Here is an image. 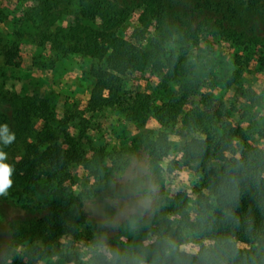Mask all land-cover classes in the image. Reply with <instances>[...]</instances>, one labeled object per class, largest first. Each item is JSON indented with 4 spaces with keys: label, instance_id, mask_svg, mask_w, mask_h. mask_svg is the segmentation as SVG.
Listing matches in <instances>:
<instances>
[{
    "label": "trees",
    "instance_id": "trees-1",
    "mask_svg": "<svg viewBox=\"0 0 264 264\" xmlns=\"http://www.w3.org/2000/svg\"><path fill=\"white\" fill-rule=\"evenodd\" d=\"M5 18L0 8V22ZM258 21L264 27V0H33L14 16L15 39L8 49L0 44L4 66H14L11 49L27 35L48 62L40 69L67 58L88 64L93 87L87 112L118 107L123 81L138 71L157 74L155 89L165 101L153 112L159 132L138 135L118 151L99 145L87 155L82 130L77 137L66 132L73 118L58 119L53 98L0 91V125L7 123L16 137L0 149L18 157L4 197L27 216L6 229L7 250L14 243L23 248L12 264H39L47 255L82 264L62 240L85 223L84 199L108 194L139 210L135 216L150 238L129 245L119 264H264V153L250 133L237 136L217 100L201 93L188 57L201 36L220 33L258 44L264 39L257 37L264 33ZM152 101L150 94H135L123 108L125 119L144 127ZM169 135L180 138L172 170L196 167L199 184L191 194L178 189L168 195L159 184L160 163L172 149ZM136 157L143 173L124 182ZM75 167L96 183L86 196L67 185ZM146 198L151 203L144 209ZM190 242L195 254L179 250ZM104 244L115 243L109 238Z\"/></svg>",
    "mask_w": 264,
    "mask_h": 264
},
{
    "label": "rangeland",
    "instance_id": "rangeland-1",
    "mask_svg": "<svg viewBox=\"0 0 264 264\" xmlns=\"http://www.w3.org/2000/svg\"><path fill=\"white\" fill-rule=\"evenodd\" d=\"M32 4L33 0H0V8L6 14V18L0 22L2 49L5 46L8 49L9 41L15 39L14 16H18L21 10ZM17 9L20 10L16 11ZM135 21L134 15L130 22L134 24ZM258 25V28H264L260 22ZM128 33L129 31L126 34ZM251 37L252 35L245 36L241 41L246 44V39ZM257 37H264V33H257ZM240 43L220 33L212 37L201 36L197 49L191 51L188 57L197 67L195 80L200 85L201 93L209 94L217 100V105L225 111L237 136L250 133L254 140H258L252 142L253 145L264 153V129L258 125L264 121V62H262L264 39L258 44ZM47 50L45 52L48 54ZM39 51L27 35H22L17 50L11 49V53L15 54L12 57L14 66H4L5 59L1 55L3 50H0V91L10 90L22 96L36 94L53 98L57 118H73V125H70L66 132L77 137L82 130L83 149L87 155L92 148L99 145L118 151L131 146L132 140L138 135L145 132L155 134L160 131L158 123L153 118V112L165 98L155 89L158 84L157 74L149 71L132 73L123 81L124 94L119 97L118 107H103L98 112H87L85 105L93 87L88 76V64L79 62L76 58H67L58 61L57 66L52 69H40L43 63L48 62H44ZM137 93L150 94L153 99L152 111L144 127L128 122L123 111V108L131 104ZM189 135L194 136V132H190ZM169 141L172 149L160 163L159 184L168 195L178 189L191 194L199 184L196 167L191 165L188 169L172 170L174 167L172 161L180 157V138L177 135H169ZM14 155L8 152L6 162L13 165L18 159V157L14 159ZM133 162L134 165L127 172L124 182H130L139 173H143L142 159L136 157ZM71 174L72 178L67 185L73 194L86 196L90 190L96 188L94 180L81 167L73 168ZM107 198H111V195L108 194ZM107 198L84 199L85 223L79 227L75 237L62 240L63 248L71 254L75 253L82 264L108 262L105 256L94 251V246L98 243L104 244L109 238L115 244L108 248L119 254L135 241L150 243V238L135 216L139 210L117 201L116 198L110 200ZM140 211L145 215V211ZM130 215L133 217L130 218ZM25 217L27 216L23 210L6 201L4 196H0V264H12V258L22 252L23 248L16 247L15 243L7 250L9 234L6 229L13 220ZM179 250L195 254L197 247L190 242L180 246ZM39 264L67 263L60 256L47 255Z\"/></svg>",
    "mask_w": 264,
    "mask_h": 264
},
{
    "label": "clouds",
    "instance_id": "clouds-1",
    "mask_svg": "<svg viewBox=\"0 0 264 264\" xmlns=\"http://www.w3.org/2000/svg\"><path fill=\"white\" fill-rule=\"evenodd\" d=\"M15 133L12 132L7 123L0 125V144L7 147L15 141ZM7 153L0 149V196L8 195L9 189L13 185L12 175L14 173V167L10 163L6 162ZM150 199H144L141 201V207L147 209L150 205ZM94 251L97 254L105 256L109 264H119L120 254L114 252L103 243H98L94 246ZM143 264V262H141Z\"/></svg>",
    "mask_w": 264,
    "mask_h": 264
},
{
    "label": "crops",
    "instance_id": "crops-1",
    "mask_svg": "<svg viewBox=\"0 0 264 264\" xmlns=\"http://www.w3.org/2000/svg\"><path fill=\"white\" fill-rule=\"evenodd\" d=\"M250 107V106H249ZM260 128L264 129V121L261 122V124H258ZM258 140H255L254 142H256Z\"/></svg>",
    "mask_w": 264,
    "mask_h": 264
}]
</instances>
